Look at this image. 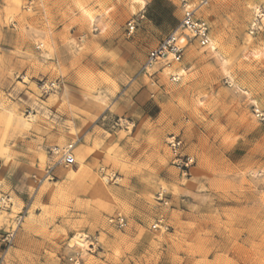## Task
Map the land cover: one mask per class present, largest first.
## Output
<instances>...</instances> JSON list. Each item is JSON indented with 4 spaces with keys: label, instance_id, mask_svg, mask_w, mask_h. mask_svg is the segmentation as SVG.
I'll return each mask as SVG.
<instances>
[{
    "label": "rangeland",
    "instance_id": "obj_1",
    "mask_svg": "<svg viewBox=\"0 0 264 264\" xmlns=\"http://www.w3.org/2000/svg\"><path fill=\"white\" fill-rule=\"evenodd\" d=\"M184 1L217 51L192 41L147 67ZM259 7L0 0V264H264ZM71 144L76 165L50 169Z\"/></svg>",
    "mask_w": 264,
    "mask_h": 264
},
{
    "label": "built area",
    "instance_id": "obj_2",
    "mask_svg": "<svg viewBox=\"0 0 264 264\" xmlns=\"http://www.w3.org/2000/svg\"><path fill=\"white\" fill-rule=\"evenodd\" d=\"M210 0H201V5L209 2ZM184 15L176 30L171 32L165 37L159 45L153 49L148 57V66L152 67L154 63L165 62L171 64L172 62H180L186 52L190 42L197 41L201 46L208 47L211 42L210 27L202 19L196 17V9L184 1L182 4ZM264 12L259 7L256 9L255 20L252 25V33L258 32L262 28ZM130 32H133L137 26L135 19L130 20L128 23ZM181 75L178 72L171 74V80L179 81ZM54 84H52L53 86ZM47 88L48 84L45 85ZM263 118V117H262ZM264 119V118H263ZM169 145L175 155H180V150L183 145V140L173 135L169 138ZM51 155L54 157V163L50 169L55 166L71 167L76 165L77 160L71 150L65 151L58 147L50 149ZM194 162V158L187 156L184 161V166L189 167ZM50 171V170H49ZM110 223L116 225L118 228H124L127 224L126 218L122 214L112 216L109 219Z\"/></svg>",
    "mask_w": 264,
    "mask_h": 264
},
{
    "label": "bare ground",
    "instance_id": "obj_3",
    "mask_svg": "<svg viewBox=\"0 0 264 264\" xmlns=\"http://www.w3.org/2000/svg\"><path fill=\"white\" fill-rule=\"evenodd\" d=\"M212 44V43H211ZM210 44V46L209 47H211L210 49H211V51L212 52H216L217 51V47L215 46V45H211ZM256 52V51H255ZM262 52L263 51H257L256 52V54L257 55H259V56H261L262 55ZM255 54V55H256ZM261 54V55H260ZM74 145H69L68 147H66L65 148V151H68V150H71L72 152H74ZM77 159H78V161L80 162L81 161V156H79L78 155V157H77ZM69 171V170H68ZM76 173V171L73 169V170H70L69 172H68V177H71V178H73L72 176H73V174H75ZM86 239H85V237L84 238H82V237H77L75 240H72L71 242H70V246L71 247H80V248H83V247H85L86 246Z\"/></svg>",
    "mask_w": 264,
    "mask_h": 264
}]
</instances>
